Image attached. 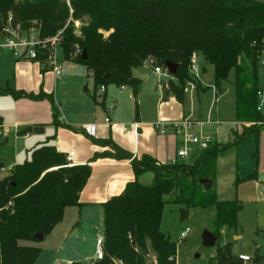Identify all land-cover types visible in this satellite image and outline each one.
Listing matches in <instances>:
<instances>
[{"label": "trees", "instance_id": "16d2710c", "mask_svg": "<svg viewBox=\"0 0 264 264\" xmlns=\"http://www.w3.org/2000/svg\"><path fill=\"white\" fill-rule=\"evenodd\" d=\"M8 18L14 26L37 29L41 36L56 34L63 59L84 65L94 87L129 85L135 118L139 80L132 78L131 69L144 62L163 68L167 61L177 64L176 73L164 83L162 98L172 95L183 102L186 82L193 80L190 57L197 52L204 64L212 66L216 92L223 90V83L233 73L235 120L253 123L240 131L231 130L232 138L225 143L212 139L191 161L160 163L149 154L138 158L110 137H90L111 151L95 152L82 164H71L52 143L34 148L28 159L0 175V264H35L40 247L23 242L35 241L37 232L47 235L62 220L66 207L80 205L79 193L90 176V163L102 157L129 160L135 178L102 203L103 257L92 263L68 264H113L114 259L145 264L148 252L154 254L157 264H176L177 242L161 229L167 203L187 210L213 207L211 232L216 237L223 228H238L241 201L236 196L219 199L215 177L218 158L251 135L257 143L264 128V115L256 110L259 54L264 49V0H70V7L65 0H0V30ZM76 47L86 49V59L73 55ZM31 60L41 65V72L50 68L46 49L38 50L37 58ZM195 83L197 90L205 89ZM0 93L46 98L51 103V124L70 128L59 121L51 93L26 92L8 83L0 85ZM28 130L29 126L19 133ZM146 172L152 173L149 184L139 181ZM256 178L255 170L243 178L236 176L233 184L236 187ZM232 248V243L219 246L212 262L243 264Z\"/></svg>", "mask_w": 264, "mask_h": 264}, {"label": "crops", "instance_id": "0c3cea01", "mask_svg": "<svg viewBox=\"0 0 264 264\" xmlns=\"http://www.w3.org/2000/svg\"><path fill=\"white\" fill-rule=\"evenodd\" d=\"M26 60L28 59L15 58L9 49H0V85H6L8 83L16 89H22L32 93H38L42 90L45 93H51L55 101L54 94L58 82L62 80L66 72L61 71L59 75H55L51 68H47L44 72H41V65L38 62ZM73 64H76V62ZM207 74L211 77L210 84L213 82V73H209L207 70ZM140 81L141 80H139V82ZM231 81L232 80H230V82ZM160 82L163 83V94L165 80L162 79ZM107 87L108 85L105 87L104 92H102V100L100 102L95 101L96 103H100L103 108L107 106ZM119 87L120 91L126 90L128 87L130 89L128 96L133 99L132 90L129 85H121ZM258 87L264 88L260 87L259 84ZM194 89L197 94L200 89L202 90V88L198 90L196 88ZM214 95L216 96V91H214ZM166 98H162V100ZM113 103L117 104L119 101L117 102L115 100ZM161 106L163 105L161 104L159 107ZM91 108L92 109L87 110L90 111V113H95V108H93V106ZM111 112L110 122L107 123L104 121V118L108 115L106 114L103 121L97 124V122L92 121V117L86 120V115L82 122H67L66 119L60 116L59 111V121L69 125L70 128L64 126L55 128L51 124V103L48 99L33 100L27 97L14 98L9 94L0 93V116L2 117V124L0 125V131L2 133L0 135V140L2 141V143H0V148H2L0 150V159H2L0 160V170L6 171L5 175H7L15 164L21 163V159H23V161L28 159L30 152L34 148L46 142L54 144L57 151L65 155L69 151H73V155L70 159L71 164L86 163L95 152H101L105 149L111 151L109 146L95 144L91 138L104 139L110 137L114 143L138 158L142 154H149L160 163L170 162L176 158L179 139L172 132L168 131L165 134H159L153 125L152 127L148 125L141 128L139 115L135 118V125L130 128L121 120L119 112H114L112 109ZM180 117L181 116L178 115L165 118L176 120ZM190 119L200 120L201 124L198 127L204 126V123H213L215 128H217L214 134H208L212 139L216 138V132L221 131L219 122L216 119L210 121L193 117ZM88 124H94L95 126L93 135L85 131V126ZM28 126L30 130L19 133ZM37 126L42 127L43 131L39 133L34 132V127ZM231 130H233V128ZM51 136L54 137L48 140ZM217 141L222 142L219 140ZM241 143L242 141L235 149ZM196 149L198 148L195 147L194 152ZM256 149V165L251 172L256 170L257 178L254 180L259 184H263L264 128L259 132ZM198 150L200 151V149ZM8 151H10V155L8 159L6 158L8 160V164L6 165L4 157L7 155ZM90 165V176L79 193L80 205L66 207L63 212L62 220L55 225L50 233L43 235V239L40 241L46 243H44V247L40 248L41 251L36 261H64L62 264H68L71 261L90 262L94 260L96 240L98 237H103L102 203L107 201L110 197L121 193L126 184L133 181L135 176L131 164L127 159L102 157L92 161ZM151 180L152 175L150 172H146L139 177V181L142 183H149ZM235 196L237 197V195ZM45 251L46 260H41L40 258Z\"/></svg>", "mask_w": 264, "mask_h": 264}, {"label": "rangeland", "instance_id": "374dc122", "mask_svg": "<svg viewBox=\"0 0 264 264\" xmlns=\"http://www.w3.org/2000/svg\"><path fill=\"white\" fill-rule=\"evenodd\" d=\"M76 26L78 25L76 24ZM55 52L58 61L62 65L61 71L66 72L63 77L61 76L62 80L58 82L54 94L55 103L63 119H66L67 122H82L86 115V120L92 117V121L98 124L103 121L106 114L109 115L112 109L114 112L120 113L121 120L128 127L132 128L135 125V102L128 96L130 92L128 87L126 90L120 91V87L116 84L108 85L107 106L103 108L100 103L95 102H100L103 94L98 91L99 86L94 87L92 78L86 76V67L82 64H73L75 62L71 63L63 60L60 47H57ZM198 64L200 67L207 68L209 73H212V66L204 64L201 57L198 59ZM137 71L141 76L146 77L145 80L138 83V115L141 128L148 125L152 127L157 122L174 123L191 117L206 121L216 119L219 122L221 131L216 132L215 139L224 143L232 138L231 129L234 127L233 121L235 120L234 88L230 82L233 78L232 72L229 79L223 83V90L221 92L217 91L216 96L214 95L213 82L210 84L199 82L205 89H200L198 94L186 82L184 100L180 102L172 95H168L166 99L162 100L163 83L160 80L167 81V78L155 73L149 62H144L143 65L137 68ZM258 76L259 86L264 87V66H260L258 69ZM112 100L119 101V103L114 104ZM161 104L163 106L159 107ZM92 106L95 108V113H90L87 110L92 109ZM178 115L181 117L176 120L165 118ZM216 128L213 123L208 122L204 123V126L196 127L193 130L197 135L199 133L214 134ZM255 149V138L251 135L244 139L236 149L233 148L227 154L218 158L215 177L218 197L219 199H232L237 195L238 199L241 200L242 208L238 214V228L236 230L221 229L214 245H205L202 240L205 230L213 231L212 224L215 216L213 207L191 208L188 210L187 216L181 219L180 210L186 209L185 206L176 203L165 204L161 229L177 242L176 264H214L211 258L216 254L217 248L224 243H232L234 253L252 257L251 260L245 261L243 264H264V183L259 184L254 179H250L239 182L236 189L233 185L236 176L243 178L254 169L256 165V159L253 156ZM196 151L199 150L196 149ZM196 151L185 160H193L198 154ZM9 155L10 151L4 157L6 165L8 164ZM22 161L23 159L20 160V162ZM5 173L6 171L0 170L2 176ZM150 174L152 175V173ZM185 227H189L190 230L186 238L179 240L180 231ZM23 243L41 248L44 247L46 242L35 240L24 241ZM43 253L45 255L43 254L40 259L46 260V251ZM146 261L149 264L155 261L152 252L146 254ZM63 262L36 261L35 264H62ZM92 262L90 261V263Z\"/></svg>", "mask_w": 264, "mask_h": 264}, {"label": "built area", "instance_id": "2783aa9c", "mask_svg": "<svg viewBox=\"0 0 264 264\" xmlns=\"http://www.w3.org/2000/svg\"><path fill=\"white\" fill-rule=\"evenodd\" d=\"M67 5L70 7V0H65ZM71 11V9H70ZM61 32V31H60ZM59 32V33H60ZM60 47L59 38L55 34L51 37H45L39 35V32L35 28L30 29H22L20 25L14 26L11 23V18H8L7 24L0 30V49H9L13 56L17 59H36L38 50L46 49L48 50V65L51 70L55 73V75H59L61 72L62 65L58 61L56 57V48ZM74 56L81 55V49L76 47L73 53ZM260 60L259 63L264 65V49L260 52ZM198 53L193 52L190 57V66L189 72L193 78V80L188 81V84L191 88H195V82H204L206 83L203 73L202 67L198 64ZM153 71L159 75H162L166 78H172L170 72L167 67L162 66H153ZM166 84V81H165ZM105 87L100 86L99 92H104ZM256 110L264 115V88H259L256 91ZM112 112L110 111L109 115L104 118L105 122H110V116ZM218 123V122H217ZM253 122H240L233 121V129L238 130L243 125L249 126ZM263 123V122H259ZM201 124V121L193 120V119H183L179 122L168 123V122H157L153 124V127L159 134H165L168 131L172 132L179 139V147L176 151L177 159H186L192 153H194V148L198 149L206 148L208 143L212 140V137L208 134H199L197 135L194 132V128L198 127ZM95 130L94 124H88L85 126V131L93 135ZM0 131V135H1ZM73 155V151H69L66 154V159L70 161ZM189 227H185L180 231L179 240L186 238ZM103 257V237H98L96 240V247L94 252V260L101 259ZM239 259L243 262L249 261L251 257L245 254H239ZM113 264H125L123 261L119 259H114ZM145 264H149L147 261ZM152 264H157L156 261H153Z\"/></svg>", "mask_w": 264, "mask_h": 264}, {"label": "water", "instance_id": "95a60500", "mask_svg": "<svg viewBox=\"0 0 264 264\" xmlns=\"http://www.w3.org/2000/svg\"><path fill=\"white\" fill-rule=\"evenodd\" d=\"M77 33H78V31H77ZM80 58L82 60L87 58L86 49H83L81 51ZM166 67H167L168 71L170 72V74L174 75L176 73L177 64H175L173 62H170V61H167L166 62ZM202 73H203V77H204L205 81L207 83H209L210 80H211V77L208 76L207 69L205 67H202ZM131 75H132V78L137 79V80H144L145 79V77L141 76L138 73L137 69L134 68V67L131 69ZM106 77H107V75H106ZM42 131H43L42 127H38V126L34 127V132L39 133V132H42ZM180 213H181V219H184L187 216V214H188V210L187 209H181ZM33 238L35 240H39L40 241V240L43 239V233L42 232H37V233H35L33 235ZM202 240H203V243L205 245L209 246V245H214L216 243L217 237H216V235L213 232H211L210 230L207 229V230H205L203 232Z\"/></svg>", "mask_w": 264, "mask_h": 264}]
</instances>
